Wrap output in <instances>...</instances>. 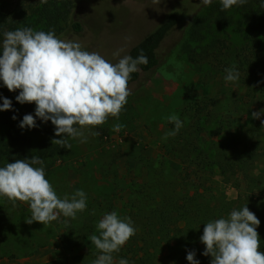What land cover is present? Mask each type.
<instances>
[{"label": "rangeland", "instance_id": "obj_1", "mask_svg": "<svg viewBox=\"0 0 264 264\" xmlns=\"http://www.w3.org/2000/svg\"><path fill=\"white\" fill-rule=\"evenodd\" d=\"M262 3L247 0L223 9L220 0L207 6L201 0H0V44L6 31L54 30L58 38L78 40L83 50L112 63L120 58L113 52L123 49L120 56L127 55L172 12L181 18L158 49L159 65L129 87L119 118L84 129L87 142L69 138L71 149L51 143L61 137L54 135L50 121L36 118L37 127L21 129L20 121L28 110L34 115L35 104L18 103L19 90L9 92L3 85L0 96L12 101V110L0 111V149L22 140L27 158L43 159L45 177L58 197L83 190L87 208L75 219L61 215L46 225H29L24 222L31 215L29 205L17 201L13 207L0 196V264H53L64 256L62 240L70 232L89 223L92 235L98 234L103 214L127 215L132 210L125 205L138 197L132 190L152 196V185L161 181L199 185L208 199L217 191L230 201L253 199L264 232V114L260 119L251 115L264 109ZM233 65L239 79L226 81L225 69ZM170 114L183 127L163 139L174 128L165 119ZM116 123L125 127L115 132ZM93 131L100 134L89 135ZM244 143L258 158L245 177L230 175L226 183L212 164L214 154L227 149L232 156ZM5 164L0 160V167ZM155 172L162 173V180ZM88 251L100 254L90 237L70 257ZM166 257L163 252L161 259ZM70 263L79 264L75 259Z\"/></svg>", "mask_w": 264, "mask_h": 264}, {"label": "clouds", "instance_id": "obj_2", "mask_svg": "<svg viewBox=\"0 0 264 264\" xmlns=\"http://www.w3.org/2000/svg\"><path fill=\"white\" fill-rule=\"evenodd\" d=\"M46 3L47 0H42ZM210 5L212 0H201ZM223 9L243 5L247 0H220ZM264 7V3L261 5ZM0 44V81L9 92L19 90L15 100L20 104H35L33 114H25L19 123L21 129L37 127L36 118L50 121L55 127L52 144L71 149L69 138L87 142L84 129L104 124L109 117L119 118L131 94L128 82L131 74L139 72L140 65H147L143 49L134 58L120 56L123 49L113 52L120 57L116 63L106 60L98 52L83 50L79 41L60 39L54 30L34 31L21 28L6 31ZM226 81L235 82L239 72L235 65L225 69ZM0 111L12 110V101L0 96ZM264 109L252 112L253 119H260ZM13 120L16 116L11 117ZM165 119L174 128L163 139L174 137L183 127L176 114ZM264 126V120H261ZM125 125L116 123L112 130L119 132ZM99 132H89L98 136ZM34 165H39L35 167ZM0 196L6 197L16 207V202L29 205L31 215L24 222L34 221L43 225L57 220L61 215L75 219L77 213L87 208V194L83 190L58 197L52 184L45 177L44 161L38 156L15 159L0 167ZM95 214V210L92 211ZM65 223L67 221H64ZM260 221L246 204L232 210L227 218L221 217L203 224L199 237L205 246L202 255L210 256V264H264V252L256 228ZM98 234L90 242L99 251L92 264H113V253L136 233L130 217L120 218L116 211L103 214L96 224ZM194 250L187 251L188 264H200ZM118 264H129L120 259Z\"/></svg>", "mask_w": 264, "mask_h": 264}, {"label": "trees", "instance_id": "obj_3", "mask_svg": "<svg viewBox=\"0 0 264 264\" xmlns=\"http://www.w3.org/2000/svg\"><path fill=\"white\" fill-rule=\"evenodd\" d=\"M180 22L178 13L172 12L151 33L130 48L128 54L134 58L139 54L140 49H143L148 57V63L140 65L141 70L131 74L128 87L136 83L140 75L150 74L159 65L158 49ZM72 26L75 31H80L78 24ZM2 88L3 82L0 81V90ZM10 113L13 114L12 111ZM25 114H30V110ZM255 139H258V136ZM22 142L19 140L16 145L11 144L10 148L5 146L0 149V160L8 163L14 162L15 159L27 158L28 153L25 152L27 144ZM223 150L214 154L215 159L212 164L218 168L220 176L226 183L230 175L242 173L245 177L258 158L254 149L245 143L232 153V156L227 154V149ZM181 161L184 162V160ZM154 176L158 178L157 180L159 178L162 180V173L155 172ZM134 193L138 197L135 200H129L130 205L128 203L125 205L130 207L132 212L127 215L124 213L120 218L130 217L136 233L120 248L119 252L112 254L113 264H118L120 259L128 260L129 264H188L187 251L192 250L196 252L195 259L200 264H210L211 257L202 255L205 246L199 240L203 233V224L221 217L227 218L232 210H239L245 204L260 222L262 220V212L258 211L260 206L255 200L238 198L230 201L226 199L224 193L219 191L208 199L199 185H181L174 181H161L152 185V196L147 192L144 194L143 189L132 190V194ZM260 224L256 231L261 241L260 251L264 252V232ZM90 225L88 223V226L74 229L70 232V237L66 236L62 240L64 256L59 257L53 264H71L70 261L74 259L79 264H92L98 256L95 251L70 257V254L81 248L91 237ZM163 252L167 254L166 260L161 259Z\"/></svg>", "mask_w": 264, "mask_h": 264}]
</instances>
